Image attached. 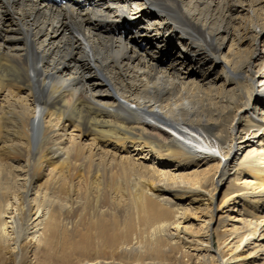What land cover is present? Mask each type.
Returning <instances> with one entry per match:
<instances>
[{
	"label": "bare ground",
	"instance_id": "6f19581e",
	"mask_svg": "<svg viewBox=\"0 0 264 264\" xmlns=\"http://www.w3.org/2000/svg\"><path fill=\"white\" fill-rule=\"evenodd\" d=\"M235 5L212 0L209 30L176 0H0V264H264L259 38L223 106L186 107Z\"/></svg>",
	"mask_w": 264,
	"mask_h": 264
},
{
	"label": "rangeland",
	"instance_id": "374dc122",
	"mask_svg": "<svg viewBox=\"0 0 264 264\" xmlns=\"http://www.w3.org/2000/svg\"><path fill=\"white\" fill-rule=\"evenodd\" d=\"M222 1L230 2L232 0ZM176 2L179 8L181 9V12H183L184 14L192 12V18L199 24L204 23V26L207 29L214 30L218 28L219 22L217 20V17H214L213 12L209 11V7L212 4V0H176ZM233 2L237 6L235 5V8L232 10L231 17L233 18V21L230 26V31L225 34L221 33L220 37H215V40L219 45V52L217 55L218 60L209 61L211 59L209 56L208 59L205 58V55H200L199 53L195 56L196 60L200 62L198 64H192L194 67H192L193 70H190V72L191 74H193V76L189 77V79H191V81H189L193 84L197 82L201 89H195L191 91V93H188L189 96L192 95L193 100L187 101L186 107L199 109L203 106H207L211 100L223 106L224 99H218L219 92H222L223 94H230L232 90H234V73L239 71L238 66L244 65V63L248 59V54L250 52V44L253 37L255 38L257 36L260 40V43L264 44L263 0H233ZM138 4V2L131 4V9L129 10L128 16L129 18L140 20L138 28L141 27L143 28V30L145 28V30H147V34L145 35L157 37L155 35L157 32L155 28H157V30H161V35L158 37L160 42L157 41V44L161 45L162 43L164 44L166 42L171 43V47L173 48L174 54L173 56H178L185 50H190L191 52L195 51L193 48L190 49V46H187V41H185L184 37H181L178 31H173L168 27L169 25L167 24V20H163L162 17L161 20L158 19V17H146L148 19L144 18V14L142 15V11L145 13L146 7H143V10L139 13L138 10L140 6ZM193 7L195 8V10L191 11V8ZM137 12L138 14H136ZM207 14L209 15L207 16V19H205ZM153 29L155 30V32H153ZM141 32L135 30L132 31V35L139 36L142 34ZM145 43L146 42H142L141 44ZM129 47L134 50V55L138 57V50L134 48V46ZM190 118L196 119L195 116ZM205 169L207 170L208 168H189L180 171V173L193 174L197 171H203ZM234 181L235 179L232 177H229L225 180L223 186L220 189L221 192L219 194V198L226 191L225 188L229 183H242V181L244 180L237 182Z\"/></svg>",
	"mask_w": 264,
	"mask_h": 264
}]
</instances>
